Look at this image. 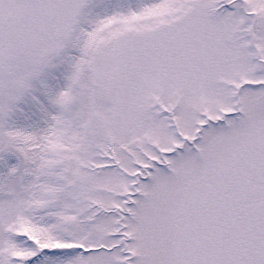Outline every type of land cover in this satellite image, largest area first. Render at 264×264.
<instances>
[{
	"label": "snow or ice",
	"instance_id": "snow-or-ice-1",
	"mask_svg": "<svg viewBox=\"0 0 264 264\" xmlns=\"http://www.w3.org/2000/svg\"><path fill=\"white\" fill-rule=\"evenodd\" d=\"M0 264H264V0H0Z\"/></svg>",
	"mask_w": 264,
	"mask_h": 264
}]
</instances>
